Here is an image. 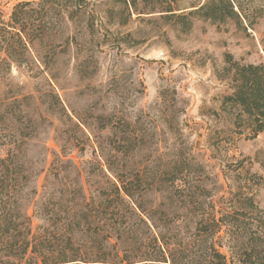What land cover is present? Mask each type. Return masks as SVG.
<instances>
[{
	"label": "rangeland",
	"instance_id": "rangeland-1",
	"mask_svg": "<svg viewBox=\"0 0 264 264\" xmlns=\"http://www.w3.org/2000/svg\"><path fill=\"white\" fill-rule=\"evenodd\" d=\"M16 1L2 5L5 20ZM103 1L62 21L25 62L0 64V158L15 153L11 199L34 229L83 220L85 202L96 206L119 176L132 182L139 205L125 210L128 239L119 254L137 237L141 254L146 237H155L165 256L177 249L181 264H213L212 246L237 264L255 223L246 219L247 233L237 238L220 218L251 212L247 197L264 210V131L254 136L245 115L236 119L235 107L221 106L231 84L219 76L226 53L243 64L264 62V0H176L174 16L145 10L124 25L104 17ZM226 1L235 14L224 19L196 12ZM210 221L219 226L206 239L198 226ZM84 231L73 239L95 242Z\"/></svg>",
	"mask_w": 264,
	"mask_h": 264
},
{
	"label": "trees",
	"instance_id": "trees-1",
	"mask_svg": "<svg viewBox=\"0 0 264 264\" xmlns=\"http://www.w3.org/2000/svg\"><path fill=\"white\" fill-rule=\"evenodd\" d=\"M8 0H0V64H10L11 61L23 63L34 44L48 41L54 28L62 21L73 23L85 13L84 9L92 0H37L16 1L7 20L2 15V5ZM176 0H104L103 13L108 21L117 25L128 22L133 13L156 12L164 17L175 15L172 3ZM225 1V0H224ZM93 4V3H91ZM203 16L214 20L232 16L235 12L229 1L223 6L208 2L196 9ZM186 18V16L177 15ZM88 29L93 27L91 20H86ZM126 37H130L127 33ZM264 51V49H263ZM225 67L220 79H229L231 92L222 97L221 106L235 107V118L245 115L248 126L255 136L264 131V62L259 64H243L233 59L232 55H224ZM125 140L116 142L118 150L123 149ZM127 143V141H126ZM120 145V146H119ZM15 153H8L0 158V264H181L177 249L165 250L158 245L157 238L148 240V250L138 253L139 239L134 243H126L128 251L119 254L117 245L126 235L125 223L128 221L125 213L131 209V204L139 208L132 194V182H125L117 176L116 182H111L108 191H101L97 205L92 208L85 202L80 212L84 219L71 217L67 221L54 220L46 225L32 226L31 217L26 213L19 201H13L9 195V167L14 163ZM115 177V176H114ZM85 200L87 197L79 190ZM251 212L241 208L221 216L229 232L238 238L247 233L244 221L255 223V230L249 232L245 242H241V252L237 264H264V210L257 208L251 198H245ZM246 207V206H244ZM50 211H53V209ZM55 211V210H54ZM84 211V212H83ZM143 210H140L142 214ZM219 220V219H218ZM146 225V221L140 218ZM128 224V223H127ZM221 224V223H220ZM133 225V224H132ZM219 226L215 221L201 222L198 231L207 237ZM84 228V232L95 240L88 246L73 239L76 230ZM129 228H127L128 230ZM129 231V230H128ZM96 235L100 238H95ZM115 239V242L111 240ZM153 246V247H151ZM168 249V248H166ZM209 260L213 264H227L225 255L213 246L209 248ZM191 261L194 262L192 259ZM190 261V262H191ZM236 264V263H235Z\"/></svg>",
	"mask_w": 264,
	"mask_h": 264
}]
</instances>
